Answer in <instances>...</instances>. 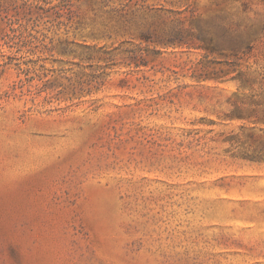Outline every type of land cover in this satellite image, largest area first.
Instances as JSON below:
<instances>
[{
  "label": "rangeland",
  "instance_id": "rangeland-1",
  "mask_svg": "<svg viewBox=\"0 0 264 264\" xmlns=\"http://www.w3.org/2000/svg\"><path fill=\"white\" fill-rule=\"evenodd\" d=\"M0 264H264V0H0Z\"/></svg>",
  "mask_w": 264,
  "mask_h": 264
}]
</instances>
